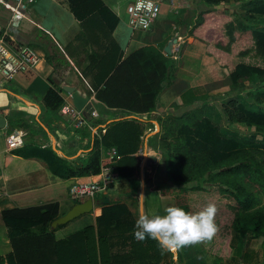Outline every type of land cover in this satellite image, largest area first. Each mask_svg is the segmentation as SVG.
Masks as SVG:
<instances>
[{
  "label": "crops",
  "instance_id": "1",
  "mask_svg": "<svg viewBox=\"0 0 264 264\" xmlns=\"http://www.w3.org/2000/svg\"><path fill=\"white\" fill-rule=\"evenodd\" d=\"M22 1L0 0L2 33L6 39H11L12 45L18 47L30 44L35 47L42 56V62L38 68L19 73L12 79L4 78L0 73V115L7 120L5 127L0 128V256L14 251L3 211L40 208L45 213L46 207L53 206L57 219L74 204L87 200L73 199L69 188L76 181L97 179V174L60 177L49 165L53 155L79 164L91 153L95 140H100L105 134L103 129L106 131L111 123L122 119L137 118L146 125L144 143L135 153L139 159L138 172L129 179L119 177L99 191L93 199L94 208L91 212L56 227L52 224L55 219L50 222L49 230L53 231L54 240L63 241L59 252L55 253L53 246L40 237L44 232V221H37L36 218L31 222L35 225L33 236L18 242L17 249L21 261L30 264L57 260V257L61 264H94L96 258L101 264L102 236L108 239V242L103 243V252L111 254L109 264H152L150 248L141 244L140 254L129 253L131 243L125 237L129 232H134L135 220L141 212L164 214V208L169 203L178 206L173 196L164 194L156 187L164 182L162 151L154 139V135L161 130L158 118L169 114L182 115L204 100L215 108L213 100L217 98V93L232 92L228 70L223 72V69L215 66L217 61L212 62L209 58L199 62L203 51L207 54L206 43L189 35L192 23L209 6L204 0H156L161 4L160 14L152 27L143 31L128 24L127 6L135 0H128V3L127 0H102L112 14H107L105 20L98 15L91 16L85 24L76 18L67 0H35L25 10L17 12L16 8ZM246 3L247 0H229L223 6L227 12L235 15L247 9ZM16 13L18 17L14 20ZM108 23L115 24L112 30ZM79 34L81 38L77 37ZM168 46L171 54H168ZM183 47L185 54L182 52ZM134 57H139L138 66H150L148 70L154 75L156 66L161 70V62L163 66L168 60L173 64L171 84L167 87V79L162 81L165 87L156 110L149 116L110 106L98 97L95 88L113 66L120 65L123 68L121 72L125 74L146 73L144 69L140 73L133 67L125 66ZM132 61L135 62V59ZM205 62L215 79L213 82L207 79L208 73L200 70ZM61 82L76 86L90 97L88 110L84 111L88 121L85 127H75L59 110L45 106L44 96L50 88L59 91L66 102L73 103L71 95L61 88ZM211 90L215 91L211 93ZM203 96L206 98L203 99ZM15 131L21 135L22 143L10 149L7 137ZM105 150L102 151V162L107 158ZM147 157H157L158 161L148 165ZM102 198H109V202L97 204L96 201ZM262 200L264 204V197ZM118 204L124 211L119 217L121 227L111 223V219L100 221L105 207ZM88 226L94 227L89 238L81 233L75 236ZM199 245L179 248L176 253L171 250L174 264L198 263L206 251L203 245ZM165 255L166 252L164 258ZM255 256L264 262V252H257ZM232 258L237 259L233 255L227 259ZM203 260L210 264L216 261L208 253ZM244 260L252 263L242 259L240 264H244Z\"/></svg>",
  "mask_w": 264,
  "mask_h": 264
},
{
  "label": "trees",
  "instance_id": "2",
  "mask_svg": "<svg viewBox=\"0 0 264 264\" xmlns=\"http://www.w3.org/2000/svg\"><path fill=\"white\" fill-rule=\"evenodd\" d=\"M67 1L83 24L91 16L98 15L105 20L107 14H112L102 0ZM228 1L204 0L209 7L192 23L189 35L206 43L207 54L228 70L232 89L238 90V98L243 94L241 84L246 81L253 83V92L248 95V99L253 95V103L247 104L233 96L222 104L228 129L223 128L211 114H203V105L182 115L160 116L161 130L154 135V139L162 147L164 182L156 187L164 194L172 195L177 205L189 212L199 211L208 202L215 203L218 231L211 240L201 244L213 259H225L235 253L234 240H240L243 252L239 255L248 259L249 255L255 256L258 252L245 251L251 237L264 236V25L259 26L256 22L261 20L264 23V0H247V9L235 15L223 6ZM114 25L108 23L109 29L112 30ZM7 41L12 42L10 38ZM134 59L135 62L132 61ZM134 59H129L125 66L133 67L140 73L144 69L146 73L125 74L121 72L123 68L120 65L113 66L95 88L98 97L110 106L149 116L156 110L165 87L162 81L167 79V87L171 84L173 64L168 60L163 66L161 62V70L156 66L154 75L148 70L150 66H138L139 57ZM44 103L48 109L59 110L65 99L59 91L50 88L44 96ZM236 123L250 129L249 138L242 134L244 129L235 128ZM145 131L146 125L140 119L116 121L107 127L100 140H95L93 150L81 163H71L54 154L49 162L50 168L63 178L95 175L101 171L102 151L115 147L122 156L116 163L118 178L129 179L139 170V159L135 153L144 143ZM120 206L105 207L100 221L111 219V223L121 227L119 217L124 211ZM46 208L45 213L40 208L3 211L14 251L0 256V264H30L21 261L17 244L33 236L35 225L31 222L35 218L44 221V232L40 237L53 246L55 253L59 252L63 241H55L53 231L49 230L56 210L53 206ZM27 217L30 219L26 220ZM93 231L94 227L88 226L75 236L81 233L89 238ZM125 238L131 243L129 253L140 254L141 244H144L150 248L152 264L158 260L161 264L175 263L171 250L162 249L158 241L150 237L139 241L133 232ZM104 242L108 239L100 236L101 264H109L112 257L103 252ZM165 252L167 255L164 258ZM112 255L114 257L113 252ZM59 260L57 257V260L36 264H61ZM94 264H98L97 258Z\"/></svg>",
  "mask_w": 264,
  "mask_h": 264
},
{
  "label": "built area",
  "instance_id": "3",
  "mask_svg": "<svg viewBox=\"0 0 264 264\" xmlns=\"http://www.w3.org/2000/svg\"><path fill=\"white\" fill-rule=\"evenodd\" d=\"M35 0H24L19 2L16 10H25L29 3ZM161 5L156 0H135L127 6L128 24L134 29L149 30L157 20ZM18 17L15 14L14 20ZM17 22V21H14ZM42 62V56L35 47L30 44L12 45L2 33L0 24V73L6 79H12L19 73L29 72L38 68ZM60 113L74 124L75 127H85L88 121L83 113L73 103L66 102L59 109ZM1 116V115H0ZM105 132V129L102 130ZM9 148H17L21 145V135L17 131L10 133L7 137ZM107 158L102 162L101 171L97 179L76 181L69 188V194L73 199L84 201L96 196L109 184L118 179L116 169L117 161L122 157L115 147L105 150ZM103 160V159H102Z\"/></svg>",
  "mask_w": 264,
  "mask_h": 264
},
{
  "label": "clouds",
  "instance_id": "4",
  "mask_svg": "<svg viewBox=\"0 0 264 264\" xmlns=\"http://www.w3.org/2000/svg\"><path fill=\"white\" fill-rule=\"evenodd\" d=\"M216 213L217 206L213 202H208L196 212L186 211L175 204L166 206L164 214L141 212L135 220L133 235L139 241L150 237L167 250L191 246L215 236L218 231Z\"/></svg>",
  "mask_w": 264,
  "mask_h": 264
},
{
  "label": "rangeland",
  "instance_id": "5",
  "mask_svg": "<svg viewBox=\"0 0 264 264\" xmlns=\"http://www.w3.org/2000/svg\"><path fill=\"white\" fill-rule=\"evenodd\" d=\"M128 2L129 1L127 0L126 3H128ZM256 22H259V26L260 25H264V23H262L261 20H256ZM184 50H185V48L183 47L182 48L183 54H185ZM184 56H182V60H183ZM200 58H201V60H199V62L204 61V58H205V61H206V58H209L210 60H212V62H216L215 59L212 56L207 55L204 51H203V56H200ZM180 64H181V62H180ZM207 66L208 65L205 62V65L202 66L200 68V70L203 69L204 72L208 73L209 76H208L207 79L210 82H213L215 79L211 76V71H210V69ZM215 66H218L220 69H223V72H227V70L225 68L221 67L217 62L215 63ZM224 74L226 75V73H224ZM226 77H228V76H226ZM189 78L191 79V77H189ZM228 79H229V83H230L231 79L229 77H228ZM252 85H253V83L250 82V81H246V83H242L241 84L240 90L243 91V94H242V96H240V98H238L239 96L237 95L238 94L237 93L238 90H236V89L233 90L232 89L233 86H232L231 90H233V91L230 92V94H226L227 92H223V93H217L215 95V96H217V98L215 97L214 100H213L215 102L214 105H213V106H215V108L210 106V105H208L209 103L207 104L206 100H204L203 102H198V104L195 105V108L200 107L201 105H203L204 108H205L204 109L205 112H203V114H205V115L211 114L213 119L218 121L219 123H221L223 128L228 129L227 128L228 124H227V122H226V120L224 118L225 115H224L223 105L222 104L228 102L233 96L237 97L239 100H242V102H246L247 104L253 103V97H252L253 95L249 98L250 100L248 99V95L251 94L250 92H253ZM214 91L215 90H211V93L214 92ZM202 98L204 99V98H206V96H203ZM245 98L247 99V101H245ZM262 102L264 103V97L262 98ZM192 108H194V107L192 106ZM211 112L212 113L214 112V114H212ZM234 126L237 129H241V130L244 129L243 130L244 132H242V134H244L247 138H249V136H250L249 130L250 129L248 127H245L244 125L238 124V123L234 124ZM258 138L261 139V136H259ZM29 149L30 148H28V150ZM161 150H162V147H161ZM169 205H170V203H169ZM263 238L264 237H258V238L251 237V239L249 240V243L246 246L245 251L246 252H252V251H257V249H259L258 250L259 254L260 253L262 254L264 252V249H263L264 248ZM201 245H199L198 247H200ZM234 246H235V253L233 254V257H236L237 258L236 260L233 259V258L232 259H227V258L226 259H216L214 264H232V263L235 264V262L237 264H240L242 262V254L241 255H239V254L241 252H243V250H242V241L235 239L234 240ZM202 249H203V251L205 250L204 247ZM200 253H201V251H200ZM206 254H207L206 251H204L203 254L201 255V259L196 264H199V262L202 261V259L204 258V256H206ZM257 257L258 256H250L249 255V258L247 260H250L252 263L244 260L245 261L244 264H260V262H263V261L257 260ZM202 262H203L202 264H210V262H207V261H205V263H204V260ZM261 264H264V262L261 263Z\"/></svg>",
  "mask_w": 264,
  "mask_h": 264
},
{
  "label": "water",
  "instance_id": "6",
  "mask_svg": "<svg viewBox=\"0 0 264 264\" xmlns=\"http://www.w3.org/2000/svg\"><path fill=\"white\" fill-rule=\"evenodd\" d=\"M174 41L178 42V39L174 38ZM169 46H168L167 50H168V54H171ZM61 88L71 95L73 104L75 105V107L77 109H79L80 111H83V112L85 110H88L87 106H88L90 97L87 94L82 93L74 85L64 84L62 82H61ZM6 122H7L6 118L0 116V128H4L6 125ZM157 161H158L157 157H147L146 162L148 165H150L152 162L156 163ZM108 202H109V198H102V199H99L96 201L97 204H106ZM93 208H94V200L92 198H89L84 202L76 203L70 208V210L66 214H64L63 216H61V217H59L53 221V223H52L53 227L65 224V223L69 222L70 220L80 216L81 214L91 212L93 210ZM171 250L174 253H176L177 249H171ZM175 258H176V256H175Z\"/></svg>",
  "mask_w": 264,
  "mask_h": 264
}]
</instances>
